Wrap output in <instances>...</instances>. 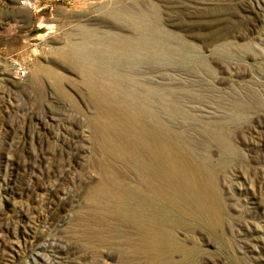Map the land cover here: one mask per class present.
I'll use <instances>...</instances> for the list:
<instances>
[{
  "label": "rangeland",
  "instance_id": "obj_1",
  "mask_svg": "<svg viewBox=\"0 0 264 264\" xmlns=\"http://www.w3.org/2000/svg\"><path fill=\"white\" fill-rule=\"evenodd\" d=\"M0 56V264H264V0H0Z\"/></svg>",
  "mask_w": 264,
  "mask_h": 264
},
{
  "label": "built area",
  "instance_id": "obj_2",
  "mask_svg": "<svg viewBox=\"0 0 264 264\" xmlns=\"http://www.w3.org/2000/svg\"><path fill=\"white\" fill-rule=\"evenodd\" d=\"M12 65V72L15 79H22L26 74L25 66L16 59H10ZM0 65H1V56H0Z\"/></svg>",
  "mask_w": 264,
  "mask_h": 264
},
{
  "label": "bare ground",
  "instance_id": "obj_3",
  "mask_svg": "<svg viewBox=\"0 0 264 264\" xmlns=\"http://www.w3.org/2000/svg\"><path fill=\"white\" fill-rule=\"evenodd\" d=\"M166 150V149H165ZM161 158V157H160ZM156 159V158H155Z\"/></svg>",
  "mask_w": 264,
  "mask_h": 264
}]
</instances>
